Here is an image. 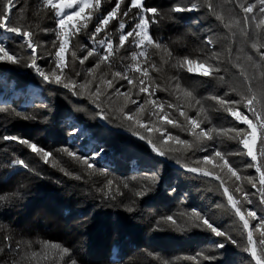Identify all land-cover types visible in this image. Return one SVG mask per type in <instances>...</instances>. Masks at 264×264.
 I'll list each match as a JSON object with an SVG mask.
<instances>
[{"label": "snow or ice", "instance_id": "snow-or-ice-1", "mask_svg": "<svg viewBox=\"0 0 264 264\" xmlns=\"http://www.w3.org/2000/svg\"><path fill=\"white\" fill-rule=\"evenodd\" d=\"M20 3L21 0H0V64L31 69L44 84L55 85L72 96L88 100L95 108L94 116L100 120L108 123L120 120L117 126L145 141L155 156L170 160L188 173L218 181L227 204L241 223L242 239L246 235L243 244L198 209L192 208L181 215L187 217L186 224L190 228L205 230L220 238L212 242L215 249L225 250L231 243L249 254L248 264H264V214L258 215L255 209L248 207L253 204L254 196L259 198L260 205H264V0H223L224 4L232 5L227 16L217 0H188L187 3L177 0L167 10L149 5L146 0H127V3L116 0L114 7L106 14L102 9V0H37L32 20H25L23 9H17ZM201 8L206 9L208 15L214 16L219 25L227 30L223 40L211 26L203 37L191 33L198 41L194 48L184 43V37L165 40L156 36L154 29L158 31L166 21H174L175 13L199 11ZM14 9L21 14L16 16ZM125 17L129 18L128 21H125ZM45 19L53 21L54 27L42 26ZM94 20L95 26L89 30ZM112 21L119 24L118 41L108 35L101 38V33ZM237 29L244 38L243 42H250L251 52L245 53V59L253 69L252 76L238 62L239 55L236 56L237 62L232 60L233 54L244 52V48L235 49L232 43H224V40L234 41ZM40 33L53 36L51 48L54 51L49 50L47 57L43 51H38L46 46L39 39ZM82 34L87 35L88 43L79 46L73 44ZM9 41L16 47H10ZM126 43L133 50L130 56L122 57L117 66L114 64L115 57ZM178 48L184 51L178 52ZM92 57H96L92 67L77 70V63L83 66ZM125 60L129 62L124 63ZM165 64L175 72L170 83L161 85L156 82L153 73H159ZM101 65H107L110 71L101 72ZM232 69L239 71L233 72ZM183 73L207 78V82L214 81L224 86V90L222 93L213 90L206 96L198 95L194 88L183 83ZM237 75L241 88L231 82L232 77ZM121 81H126V84ZM121 88L126 90L121 91ZM157 92H165L171 99L158 97ZM115 95L123 97L124 103L117 110L119 115L113 117L112 109L106 107L104 101L111 100ZM189 109L195 111V116L189 115ZM4 112L24 120L38 119L35 114L0 107V113ZM210 112L225 114L222 119L226 126L215 124ZM146 113L149 117L147 120L144 118ZM167 126L186 133L191 139L172 134ZM83 132V129L73 128L69 134L79 136ZM153 133L158 134L155 139ZM220 138L233 140L240 147L235 152L225 153L217 146ZM0 141L25 146L44 164L55 161L52 166L59 167V171L73 179L79 180L82 176L59 166L54 151L83 165L90 175L97 171L104 172L103 169L98 170L94 163L95 159L108 151L99 142L93 144L91 153L82 155L68 147L48 150L18 135L3 134ZM195 152L207 154L192 160L188 154ZM230 155L249 158L243 169H254L258 175L244 174L240 166L230 162ZM160 163L156 161L152 174L143 177L147 183L134 195L144 197L156 190L162 175ZM11 164L40 175L24 159L14 158ZM209 165L213 167L208 168ZM132 179L136 180V177ZM114 183L107 180L99 190L109 193V198H115L117 194L122 196L124 193L119 186L113 189ZM245 184L254 191L246 190ZM123 188H129V184L123 183ZM169 190L174 193L176 188L169 185ZM18 195V192L0 195V204ZM132 203L135 204V201ZM126 211L132 212L134 208L127 206ZM160 220L179 226L173 215L162 216ZM34 245H39V249ZM201 256L204 260L215 259L214 254L204 252L197 253L193 259ZM25 262L79 264L69 247L45 239L22 238L14 241L7 226L0 224V264ZM116 264H121V261L118 260ZM164 264L169 262L165 261Z\"/></svg>", "mask_w": 264, "mask_h": 264}, {"label": "trees", "instance_id": "trees-1", "mask_svg": "<svg viewBox=\"0 0 264 264\" xmlns=\"http://www.w3.org/2000/svg\"><path fill=\"white\" fill-rule=\"evenodd\" d=\"M115 2L116 0H102L104 14L114 7ZM125 2L127 3V0ZM146 2L167 10L177 0H146ZM181 2L187 3L188 0ZM217 2L222 4V10L227 16L232 5L224 4L223 0ZM36 5L37 0H21L17 9H23L25 20H32ZM14 12L16 16L21 14L15 9ZM174 15L176 17L174 21H166L158 31L154 29L156 36L165 40L184 37V43L189 48H194L198 41L191 33L203 37L211 26L220 34L222 40L226 35L227 30L219 25L214 16H209L204 8ZM124 19L128 21L129 18ZM95 23L94 20L89 25V30L94 28ZM42 26L50 28L54 27V23L50 19H45ZM119 34L118 21H112L106 31L101 33V38L108 35L114 41H118ZM39 39L45 42L46 46L38 51H43L47 57L49 50L54 51L51 48L53 36L40 33ZM243 39L237 29L234 41L224 40V43H232L235 49L244 48V52H235L232 60L234 63L237 62L236 56L239 55L238 62L252 76L253 69L250 62L245 59V53L251 52L250 42L245 44ZM8 43L10 47H16L11 41ZM87 43L88 37L84 34L73 41L77 46ZM132 50L133 48L126 43L124 48L119 49L114 64L119 66L121 58L130 56ZM177 51L183 52L184 49L178 48ZM78 55L81 53L78 52ZM155 59L159 58L155 57ZM95 61L96 57H92L83 66L77 63V70L83 71L92 67ZM128 62L124 61V63ZM41 63L44 64V61ZM45 67L47 68L46 64ZM100 71L107 73L110 69L107 65H101ZM231 71L238 73L239 70ZM174 72V69L165 64L162 65V70L153 73V76L156 77L157 83L164 85L171 82L170 78ZM0 73L5 74L8 82L14 81L15 87L22 90H25L28 84H34L43 97L42 100H35L34 103L24 107H20L21 99L0 101V107L38 116V119L33 121L16 117L10 112L0 113V135H18L53 151L68 147L82 155L91 153L93 144L97 142L104 144L108 149L105 155L94 161L96 168L103 169L104 172L97 171L91 175L83 165L67 155L54 151L59 166L82 176V179L77 180L65 176L59 171V167H53L52 163L55 161L44 164L25 146L16 142L0 141V195L19 193L9 202L0 204V224L7 226L14 241L23 238L45 239L60 243L72 249L79 264H116L118 260L121 264H164L165 261L169 264H248L250 256L242 247L229 243L225 250L215 249L212 242L220 238L214 237L205 230L190 228L186 224L187 217L181 215L182 212H189L192 208L198 209L243 244L246 235L242 239L241 223L227 204L218 181L188 173L172 166L171 164H176L170 160L155 156L150 152V147L145 141L139 140L129 131L117 126L120 120L103 124L94 116L95 108L88 100L72 96L71 93L55 85L44 84L31 69L0 64ZM182 75L185 77L183 83L194 88L198 95L206 96L213 90L222 93L224 90V86L214 81L207 82V78L189 73ZM238 79V75L233 76L231 82L241 88ZM120 83L126 84V81ZM253 83L255 84L256 81L254 80ZM124 90L126 89L121 88V91ZM157 96L171 99L165 92H157ZM104 103L106 107L112 109V115L115 117L119 115L117 110L123 106L124 98L115 95L111 100L105 99ZM130 107L134 106L130 105ZM188 111L189 115L195 116L193 109ZM224 115L210 112L213 122L217 125L226 126L222 119ZM144 118L146 120L149 118L147 113ZM79 126L85 131L84 134L79 136L69 134L70 130ZM167 127L172 134L191 139L186 133L171 126ZM239 127L246 126L239 125ZM156 135L158 134H152L153 139ZM89 137L92 138L91 143ZM70 138L73 141H70ZM217 146L225 153L235 152L240 147L235 141L226 138H220ZM206 154L195 152L188 155L195 160ZM14 158L24 159L40 175L13 166L11 161ZM228 159L234 166L243 169L249 158L230 155ZM156 161L161 162L159 171L162 175L159 186L144 197L134 195L135 191L147 183L143 177L152 174ZM212 167L213 165L208 166V168ZM217 172L219 173V169ZM243 172L246 175H258L254 169H243ZM133 177H136V180H133ZM107 180H113L115 182L113 189L119 186L124 194L109 198V193L101 192L99 189ZM125 182L129 184L127 189L123 188ZM169 185L176 188L174 193L169 190ZM245 188L254 191L250 185L245 184ZM252 199L253 204L248 207L255 209L258 215L264 214V205H260L259 198L254 196ZM132 201H135V204ZM127 206H132L134 211H126ZM166 215H173L179 226L162 222L160 218ZM34 248L39 249V245H34ZM149 252L152 253L151 256L148 255ZM201 252L214 254L215 259L204 260L202 256L193 259Z\"/></svg>", "mask_w": 264, "mask_h": 264}, {"label": "rangeland", "instance_id": "rangeland-1", "mask_svg": "<svg viewBox=\"0 0 264 264\" xmlns=\"http://www.w3.org/2000/svg\"><path fill=\"white\" fill-rule=\"evenodd\" d=\"M21 99L20 107L34 103L35 100H42V94L34 84H28L25 90L15 87L14 81H7L6 75L0 73V101L9 102L11 99ZM78 129H83L81 126ZM85 131L83 132V134ZM76 138V137H75ZM89 142H92V138L89 137ZM70 141H73L70 138ZM88 142V145L91 146Z\"/></svg>", "mask_w": 264, "mask_h": 264}, {"label": "water", "instance_id": "water-1", "mask_svg": "<svg viewBox=\"0 0 264 264\" xmlns=\"http://www.w3.org/2000/svg\"><path fill=\"white\" fill-rule=\"evenodd\" d=\"M103 124H105V125H107L106 124V121H103V120H100ZM125 132V131H124ZM137 138V137H136ZM162 158V157H161ZM162 159H164V160H166L165 158H162ZM172 166H176V167H178L177 165H174V164H171ZM180 168V167H179ZM210 178V177H209Z\"/></svg>", "mask_w": 264, "mask_h": 264}]
</instances>
